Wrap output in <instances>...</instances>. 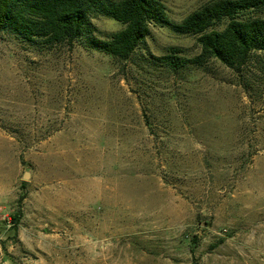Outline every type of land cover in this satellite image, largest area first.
<instances>
[{"label":"rangeland","instance_id":"374dc122","mask_svg":"<svg viewBox=\"0 0 264 264\" xmlns=\"http://www.w3.org/2000/svg\"><path fill=\"white\" fill-rule=\"evenodd\" d=\"M160 1L128 60L0 33V264H264V71L170 67L215 0Z\"/></svg>","mask_w":264,"mask_h":264},{"label":"trees","instance_id":"16d2710c","mask_svg":"<svg viewBox=\"0 0 264 264\" xmlns=\"http://www.w3.org/2000/svg\"><path fill=\"white\" fill-rule=\"evenodd\" d=\"M263 8L264 0H215L200 7L174 26L179 34L197 36L200 54L191 60L167 56V64L200 66L215 59L235 72L248 90V75L264 71V56L258 59L264 53V19L246 13ZM96 15L110 17L122 29L106 40L94 37L91 20ZM163 24L169 19L160 0H0V33L50 47L83 40L120 60H128L145 43L152 25Z\"/></svg>","mask_w":264,"mask_h":264}]
</instances>
